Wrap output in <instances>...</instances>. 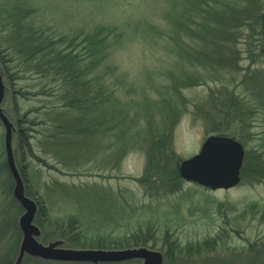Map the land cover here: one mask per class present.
I'll list each match as a JSON object with an SVG mask.
<instances>
[{
  "label": "rangeland",
  "instance_id": "1",
  "mask_svg": "<svg viewBox=\"0 0 264 264\" xmlns=\"http://www.w3.org/2000/svg\"><path fill=\"white\" fill-rule=\"evenodd\" d=\"M183 5L184 0H0V28L6 25L5 18L13 16V9L17 7L20 16H27L23 20L25 30L26 26H44L53 28L61 36H73L77 30H92L98 24L120 28L123 35L114 44L109 60L115 70L104 78L110 89L115 84L119 88L113 94L123 115L116 124L123 121L129 126L139 122L146 132L150 125H158L156 138L159 140L163 139L164 130L168 132L167 128H172L169 143L178 156L168 173L147 174L151 136H146L133 150L125 145H121L122 149L115 147L110 128L114 124L112 112L110 118L102 121V126L93 125V130L81 132L84 127L78 119L81 113L62 109L53 84H48L49 96L40 93L45 86L33 64L19 67L18 62H14L8 65L13 77L6 83L10 93L6 94L2 107L16 128L18 121H28L22 125L31 137L33 153L32 157L28 155V160L21 161L24 150L18 148L16 131L13 138L16 163L25 173L26 191L43 203L50 218L67 220V223L71 218L76 219L93 237L129 236L140 226V233L145 230L144 236L150 226V233H154L151 238L156 234V238L161 239L169 227L185 253L175 259L165 258L163 264H264L261 252L264 245L260 247L262 250L251 245L255 241L264 242V221L255 210L244 213L255 203L264 207V181L256 182L253 173L258 142L253 140L245 145L241 182L233 189L202 188L184 181L178 171L181 160L197 154L210 135H221L217 131L226 119L232 121L230 117L218 115L223 92L236 89L245 97L246 87L240 81L251 65V53L256 52L258 46L246 35L236 39L233 47L223 46L225 49L219 50L222 55L226 53L234 58L233 63L221 67L188 59L182 53V44L167 37L176 32L173 19L182 15ZM15 19L11 17L10 23ZM151 25L167 33L166 36L154 35ZM10 37V34L4 36L7 41ZM236 63L242 71H235L237 68L233 64ZM253 67L256 66L253 64ZM187 75H194L201 82L191 87L181 86L180 79ZM118 79L121 84L117 83ZM246 84L253 89V83ZM108 93L106 95L113 96L109 90ZM172 103L179 109L173 115L169 109ZM4 136L0 122V170L5 172L2 182L8 178ZM174 168L180 183L173 181L171 171ZM5 196L0 190V211L5 212L4 206H9L5 214L18 221L23 211L17 205L10 206ZM48 233L52 238L43 240L45 244L60 239L57 234ZM218 234L220 242L209 250L197 254L187 249L190 244L210 241ZM13 246L14 241L8 233L1 243L0 253L8 252L14 262L17 251ZM162 246L153 242L144 247L163 253ZM26 264L35 263L27 260Z\"/></svg>",
  "mask_w": 264,
  "mask_h": 264
},
{
  "label": "trees",
  "instance_id": "2",
  "mask_svg": "<svg viewBox=\"0 0 264 264\" xmlns=\"http://www.w3.org/2000/svg\"><path fill=\"white\" fill-rule=\"evenodd\" d=\"M183 6L182 15L173 19L177 25L176 32L167 34L153 25L150 26V30L155 33L154 35L161 37L167 34L169 40L182 44V53L188 59H195L199 64L213 65L215 63L214 67H221V65L225 66V63L227 65L233 63L234 57H228L226 53L224 56L219 50L222 49L223 51L229 46L233 47L232 44L235 43L236 39H243L246 35L258 46L255 48L256 52L251 53V65L247 67L243 81H240V84L242 83L246 87L244 90L245 97L236 89L233 91L224 90L223 92L224 98L220 101L221 107L218 115L230 117L232 121L229 122L226 119L227 121L219 127L217 132L239 140L244 147L253 140L258 142L255 151V160L258 166L256 165L253 169V173L256 175V182H262L264 181V1L184 0ZM119 10L117 4L116 12ZM13 11L16 21L10 23L9 20L13 16L8 15L5 18L7 20L6 25L0 28V53L7 63L8 71H10L8 65L14 62H18L19 67L23 64H33L36 74L41 76L43 86H45L40 93L48 95L50 93L47 88L48 84H53L58 91L57 94L55 90L57 96L55 97L59 103L63 104L62 109L76 110V112L81 113L78 118L84 125L81 132L91 130L93 125L102 126L104 123L102 121L110 118L109 114L112 112L114 124L110 128L115 137V147L121 148V145H125L129 147V150H133L145 141L146 136H151L152 146L148 153L146 173H168L171 164L175 165L178 161V156L169 143L172 140V128H167L168 132L164 130L161 136L163 139L159 140L156 138L158 125H150V130L146 132L139 122L131 123L129 126L123 121L120 122L121 126L116 124L118 118L121 117L122 119L123 115L121 110L117 108L119 105L115 102V95L113 94L119 88L115 84L112 86L113 89H110L106 84L107 80L104 78L110 73H114L115 68L109 65V60L114 44L119 42L123 35L122 30L110 24H98L92 30L87 28L77 30L73 36H61L53 28L46 29L44 26L43 28L33 25L29 28L26 26L25 30L23 20L27 16H20L18 7ZM228 29L229 31H227ZM247 31L250 32L247 33ZM6 34L11 35L8 41L4 38ZM157 39L155 38V40ZM217 50L218 52H215ZM253 64L256 67H253ZM233 65L237 68L235 71H242L237 63ZM252 67L253 69H251ZM180 80L183 87H191L201 82V79L194 75L192 77L187 75L186 78ZM248 81L253 83V89L247 87ZM117 83L121 84V80L118 79ZM108 90L113 96L106 95L109 94ZM112 98L113 104H111ZM104 105L108 108L111 107L112 110L107 109ZM169 109L172 115L179 110L175 107V103H172ZM25 122L28 123V121L17 122L18 148L24 150L23 156L21 155L22 162L28 160V155L33 156L30 144L31 137L22 125ZM222 128L224 130H221ZM252 128L257 131H250ZM81 132L79 131V133ZM94 133L95 131H92V134ZM119 151L120 149L117 148L116 152ZM19 171L26 184L25 173L20 169V166ZM171 176L173 181L181 182L175 168L171 171ZM26 195L34 198L28 191H26ZM34 199L39 207L35 224L41 229L43 240L52 238L48 233L50 231L51 234H57L56 237L66 241L72 248L117 249L129 246H145L154 242L155 244H163L161 250L165 258L175 259V256H181L185 253V250L180 246V240L175 238L174 230H170L169 227L161 239L158 236L159 239H157L156 234L154 239L151 238L154 233H150V226L147 227V233L144 236L142 234L145 230L140 233L142 231L140 226L138 227L139 230L129 236L119 238L109 234L93 237L88 229L77 223L76 219L71 218L69 223L67 220H53L46 213L43 203L36 198ZM17 207L21 209L18 204ZM248 210H255V213L261 215V220L264 221L263 206L255 203L248 206L244 213ZM63 222L65 223L63 224ZM17 232L19 242L21 233L19 229ZM219 234L210 241L205 240L190 244L187 249L194 250L197 254L209 250L211 246L215 247L220 242ZM251 245L252 248L255 246L262 250L263 248L260 247H263L264 242L255 241ZM261 252L264 254V250ZM27 260L35 264H87L48 262L30 258L25 259L23 264H26Z\"/></svg>",
  "mask_w": 264,
  "mask_h": 264
},
{
  "label": "water",
  "instance_id": "3",
  "mask_svg": "<svg viewBox=\"0 0 264 264\" xmlns=\"http://www.w3.org/2000/svg\"><path fill=\"white\" fill-rule=\"evenodd\" d=\"M5 91L0 71V121L5 130L6 163L14 180L13 197L24 211L18 220L22 239L14 264H22L25 257L60 263L110 264L137 260L141 264H163V254L146 247L102 250L69 248L63 240L43 243L42 231L35 224L38 205L26 196L24 180L15 162L13 136L16 128L2 108ZM244 159L245 148L238 140L226 135H211L196 155L179 162L178 171L188 183L212 191L230 190L241 182Z\"/></svg>",
  "mask_w": 264,
  "mask_h": 264
},
{
  "label": "flooded vegetation",
  "instance_id": "4",
  "mask_svg": "<svg viewBox=\"0 0 264 264\" xmlns=\"http://www.w3.org/2000/svg\"><path fill=\"white\" fill-rule=\"evenodd\" d=\"M0 71H2L3 73V82L4 85L6 87V91H5V96L6 94L10 93V88L8 87V85L6 84L7 81L12 80V77L7 69V63L4 60V58L2 57V54L0 53ZM7 165V163H6ZM7 173H8V178L5 179L4 182H2L1 178L3 176V171L0 170V190L3 191V194H5L6 199L10 200L11 203L10 206L13 205H17V202L15 201V199L13 198V186H14V180L12 178V175L10 173V170L8 169L7 166ZM7 200V201H8ZM9 206H4V211L2 212L0 211V248H1V243L3 242V240L7 237L8 233L10 235V238L13 239L14 241V246L13 249L16 252L17 251V255H18V249H19V244L21 241V237L20 240L18 242V221L15 219L16 217H8V215H6V210ZM15 207V206H13ZM15 219V220H13ZM17 258V256H16ZM15 258V260H16ZM14 260V262H15ZM13 261H11V258L8 255V252H5L4 255L0 253V264H14Z\"/></svg>",
  "mask_w": 264,
  "mask_h": 264
}]
</instances>
